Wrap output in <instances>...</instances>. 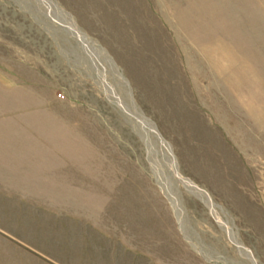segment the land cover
Listing matches in <instances>:
<instances>
[{
    "label": "rangeland",
    "instance_id": "rangeland-1",
    "mask_svg": "<svg viewBox=\"0 0 264 264\" xmlns=\"http://www.w3.org/2000/svg\"><path fill=\"white\" fill-rule=\"evenodd\" d=\"M51 1L0 0V264H264V0Z\"/></svg>",
    "mask_w": 264,
    "mask_h": 264
},
{
    "label": "bare ground",
    "instance_id": "bare-ground-1",
    "mask_svg": "<svg viewBox=\"0 0 264 264\" xmlns=\"http://www.w3.org/2000/svg\"><path fill=\"white\" fill-rule=\"evenodd\" d=\"M47 5H49V6H51L53 9H55L56 11L58 10L59 11V13L61 12L60 11V9L58 8V7H56L53 3H52V1L51 0H48V4ZM61 14L63 15V13L61 12ZM61 15V16H62ZM63 16H65L67 19H68V21H69V24H70V26L74 29V31L76 32V35L77 36H79V38H80V36H81V33L74 27V25H73V23L71 22V19L68 17V16H66V15H63ZM73 34H74V32H73ZM85 37V36H84ZM89 40V39H88ZM85 41V40H84ZM88 44H89V42H88ZM93 44V43H92ZM91 45V44H90ZM95 45V44H94ZM89 47V46H88ZM96 48V47H95ZM88 49H90V48H88ZM92 49H94V47L92 48ZM99 54H100V52H99ZM105 60H106V58H105ZM114 68V67H113ZM115 69V68H114ZM115 72H116V69H115ZM115 75V74H114ZM117 76V75H116ZM117 78H118V80L120 79V77L119 76H117ZM121 80V79H120ZM122 85H123V87L125 88V86H126V83H125V81H123V80H121V82H120ZM125 85V86H124ZM125 90H126V88H125ZM127 94H129L128 93V91H127ZM130 97V96H129ZM128 99V98H127ZM133 106V107H132ZM131 112H133V114H136L137 115V117L140 119V118H142L140 115H138V113H137V111H136V107H135V105H132V103H131ZM143 120V119H142ZM142 120H140V121H142ZM141 125H142V127L143 128H145L144 129V131L146 132H148L149 133V130H151V126H149V125H146L144 122H141ZM154 135H157L160 139H161V137H160V135L157 133V131L156 130H154ZM162 142H163V140H161ZM164 143V142H163ZM170 150V149H169ZM169 153H170V151H169ZM173 168V167H172ZM174 169V168H173ZM173 173H175V171L173 172ZM163 174V173H162ZM158 176V175H157ZM174 176H175V174H174ZM177 176H178V178H177V180H179L180 178V176L177 174ZM176 177V176H175ZM178 213V212H177ZM184 236V235H183ZM238 242V241H237ZM237 242H235L236 244H237Z\"/></svg>",
    "mask_w": 264,
    "mask_h": 264
},
{
    "label": "water",
    "instance_id": "water-1",
    "mask_svg": "<svg viewBox=\"0 0 264 264\" xmlns=\"http://www.w3.org/2000/svg\"><path fill=\"white\" fill-rule=\"evenodd\" d=\"M153 126H154V125H153ZM154 130H156L155 127H154ZM168 147H169V146H168ZM174 171H175L174 174H175L176 178H178V176H177V169H176V166H175V170H174ZM186 180H187V179H185L184 181H180V180H178V181H180V182L182 183V182H185Z\"/></svg>",
    "mask_w": 264,
    "mask_h": 264
}]
</instances>
